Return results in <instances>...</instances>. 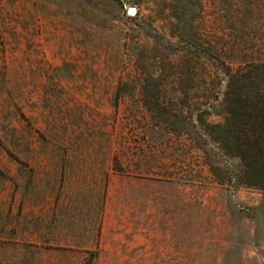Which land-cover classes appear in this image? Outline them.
<instances>
[{
  "label": "rangeland",
  "instance_id": "rangeland-1",
  "mask_svg": "<svg viewBox=\"0 0 264 264\" xmlns=\"http://www.w3.org/2000/svg\"><path fill=\"white\" fill-rule=\"evenodd\" d=\"M258 65L264 0H0V264H264Z\"/></svg>",
  "mask_w": 264,
  "mask_h": 264
},
{
  "label": "trees",
  "instance_id": "trees-1",
  "mask_svg": "<svg viewBox=\"0 0 264 264\" xmlns=\"http://www.w3.org/2000/svg\"><path fill=\"white\" fill-rule=\"evenodd\" d=\"M226 73L229 88L234 85L233 89L237 96L235 98L229 94L225 96L223 101L227 106L225 120L223 123L213 124L212 128L228 137L235 135L232 138L240 150L241 170L246 174L238 177L237 184H250L249 173L253 172L256 158L264 155V65H258L255 70L249 69L240 74H230L229 70ZM253 73L256 78L253 77ZM223 104L220 105L223 107ZM237 121L240 127H236ZM252 180L256 179L252 177Z\"/></svg>",
  "mask_w": 264,
  "mask_h": 264
},
{
  "label": "water",
  "instance_id": "water-1",
  "mask_svg": "<svg viewBox=\"0 0 264 264\" xmlns=\"http://www.w3.org/2000/svg\"><path fill=\"white\" fill-rule=\"evenodd\" d=\"M135 12H136V9L135 8H133V7L127 8V13L129 15H133V14H135Z\"/></svg>",
  "mask_w": 264,
  "mask_h": 264
}]
</instances>
